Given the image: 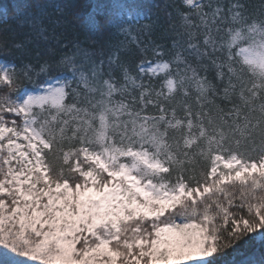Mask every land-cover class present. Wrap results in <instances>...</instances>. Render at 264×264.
I'll list each match as a JSON object with an SVG mask.
<instances>
[{"label": "snow or ice", "instance_id": "1", "mask_svg": "<svg viewBox=\"0 0 264 264\" xmlns=\"http://www.w3.org/2000/svg\"><path fill=\"white\" fill-rule=\"evenodd\" d=\"M248 8L174 0L157 39L151 6L103 26L98 7L91 52L77 38L33 63L27 44L60 43L79 14L0 5L24 37L0 60V264H264V0ZM197 156L189 181L174 165Z\"/></svg>", "mask_w": 264, "mask_h": 264}, {"label": "trees", "instance_id": "2", "mask_svg": "<svg viewBox=\"0 0 264 264\" xmlns=\"http://www.w3.org/2000/svg\"><path fill=\"white\" fill-rule=\"evenodd\" d=\"M23 7L38 8L42 5H46L48 10L51 11L53 5H68L69 11L71 13H78L79 19L74 21V27L69 26L66 30L57 29V32H64L63 36H60V43H57L55 39H35L32 42L27 44V48L23 50L24 60H31L33 63L36 62V53H41V58H47L49 55L55 54L59 55L62 51V46L64 43H67L71 46V43L74 39H79L82 46L91 52L95 45L94 41L106 39L107 32L105 31L102 35L95 34L89 26L88 16L93 13L98 7L104 9L103 12H96V20L101 26L109 19V13L112 9L116 7H127L129 9H138L142 10L147 6L152 7L153 15L160 17L161 27L156 33L157 39H164L167 36L172 34V29L168 27V17L166 12L168 11V6L172 5L174 0H21ZM249 5L248 11L255 15L259 5V0H247ZM0 5H3L7 8L8 14H12V10L17 7V0H0ZM264 12V9H261ZM69 20H72V16L69 15ZM146 22V21H145ZM19 30L15 28L14 24H4L3 20L0 19V60L5 62H11L14 60V57L4 56L3 51L7 50L8 47L15 42V40H23L22 35H18ZM16 63H19V60H15ZM183 87L191 88V83L186 81ZM30 88V86H29ZM197 93L192 89V95L188 98L189 102L196 105ZM179 98V97H178ZM182 99V98H181ZM208 109L215 110V105L208 104ZM250 118L255 121L256 116L259 114H249ZM262 123L259 128L255 129L252 133V138L254 139L257 146L264 145V116L260 117ZM241 150L244 152L245 156L255 155L254 152H251L252 141L242 143L240 146ZM195 151V150H194ZM184 158L181 157V160ZM55 163V161H54ZM174 168L177 170L184 171V175L189 181L203 178L205 174V160L201 157H196L191 159L190 162H187L181 167L180 164H175ZM249 247H246L244 244L239 246L238 251L240 253H246L250 251ZM232 249H229L227 255L232 256ZM220 257H217L219 259ZM242 255H237L235 259L239 261L242 259Z\"/></svg>", "mask_w": 264, "mask_h": 264}, {"label": "rangeland", "instance_id": "3", "mask_svg": "<svg viewBox=\"0 0 264 264\" xmlns=\"http://www.w3.org/2000/svg\"><path fill=\"white\" fill-rule=\"evenodd\" d=\"M53 84H55V81H53Z\"/></svg>", "mask_w": 264, "mask_h": 264}]
</instances>
